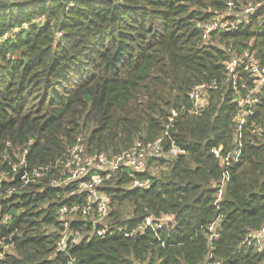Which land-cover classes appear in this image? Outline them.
I'll return each instance as SVG.
<instances>
[{
  "label": "trees",
  "instance_id": "obj_1",
  "mask_svg": "<svg viewBox=\"0 0 264 264\" xmlns=\"http://www.w3.org/2000/svg\"><path fill=\"white\" fill-rule=\"evenodd\" d=\"M227 1L0 0V240L12 241L15 252L0 264H65L67 255L55 251L57 210L83 200L45 183L7 196L17 184L16 152L28 169L54 162L77 137L90 154H117L135 140L160 136L171 110L189 105L193 85L223 79L231 54L248 49L264 64V28L213 33L223 48L209 44L211 38L200 41L196 22ZM236 109L229 91L210 93L203 110L180 112L168 129L180 152L167 175L137 173L148 180L144 188L130 187L126 171L104 182L111 205H132L126 218L113 209L108 225L131 231L150 217L164 224L158 229L163 245L149 229L100 238L86 224L87 234L66 244L76 264H203L206 226L217 217L210 260L257 264L264 251L245 246L244 237L264 221V88L242 130L238 161L227 168L221 204H213L225 166L212 149L220 147L224 155L232 145ZM252 125L261 127L260 134L251 132ZM6 214L11 221L4 225Z\"/></svg>",
  "mask_w": 264,
  "mask_h": 264
},
{
  "label": "built area",
  "instance_id": "obj_2",
  "mask_svg": "<svg viewBox=\"0 0 264 264\" xmlns=\"http://www.w3.org/2000/svg\"><path fill=\"white\" fill-rule=\"evenodd\" d=\"M251 25L264 28V0H228L224 8L210 15L205 20L196 22L199 29L200 41H208L213 33L229 32L239 26ZM264 88V64L256 57L254 51L248 49L241 53L231 54L230 59L224 63V76L218 82L215 79L193 85L188 92L189 105H180L179 109L171 110L165 131L152 141L135 140L131 146L121 152L110 155L106 152L90 154L80 137H77L75 145L63 153L54 162L32 167L28 169L25 165L23 155L21 159L12 164V173L15 175L17 184L7 188L5 194L28 187L30 184L45 183L49 188L66 189L67 195H82L83 200L72 206L63 205L57 210V221L59 222V238L55 243V251L67 255L65 264H76L75 258L66 252V244H76L84 234L86 224L91 227L88 232L103 238L112 234H121L126 238L132 237L137 232L149 229L154 238L161 245L158 229L163 227L162 222H154L146 217L142 224L131 231H124L120 227H110L104 224V220L110 214V198L101 189L104 182L117 173L126 171L131 178L130 187L144 188L148 180L137 178L136 174L144 172L149 161L162 157L165 154H176L180 152L168 135V129L172 127L174 118L180 112L193 115L203 110L210 93L223 89L229 91L231 101L236 104V113L232 118L234 140L232 145L221 153V148L212 149L213 155L225 166L219 180L215 183L216 193L214 206L218 209L229 180L227 168L238 161L241 152L242 130L246 119L251 116L260 102V94ZM251 132L260 134L261 127L252 125ZM169 141L170 149L165 151V143ZM26 150L22 154H25ZM22 169V175L17 173ZM219 217L215 218L206 226V241L209 250L207 260L203 264H222L219 259H211V251L214 241L218 239L217 226ZM11 221L10 215L2 217L1 223L6 225ZM72 222L84 223L78 228H71ZM245 246H257L258 250L264 251V221L254 230H249L244 237ZM10 247L14 250L12 241L5 243L0 240V258H6L4 249ZM257 264H264V256Z\"/></svg>",
  "mask_w": 264,
  "mask_h": 264
},
{
  "label": "rangeland",
  "instance_id": "obj_3",
  "mask_svg": "<svg viewBox=\"0 0 264 264\" xmlns=\"http://www.w3.org/2000/svg\"><path fill=\"white\" fill-rule=\"evenodd\" d=\"M209 44H213V45L218 46V47L221 46L223 48V46L221 44H219V42H218V36L211 38ZM224 50L226 51V53L228 55L231 53V51H229L226 47H224ZM80 138L82 139V137H80ZM15 155L17 156V158H19V160L21 159V156L17 152L15 153ZM174 159L175 158H174L173 153L166 154L163 158H160V159H153L149 162V166H148L146 172H148V174H150L151 176H154L157 178L163 177L164 175H167V173L169 171V163L172 162ZM161 160H164L165 162H162ZM0 179L1 180L5 179V176L1 173H0ZM113 209L117 210L118 215L121 218H126L131 214L132 205L128 202H124L120 205H115V204L111 205L110 204V214L113 211ZM110 214L104 220L105 225L110 224V222L112 221V217L110 216ZM4 252H5V254H8V255H14L15 254L14 250L10 247L5 248Z\"/></svg>",
  "mask_w": 264,
  "mask_h": 264
},
{
  "label": "water",
  "instance_id": "obj_4",
  "mask_svg": "<svg viewBox=\"0 0 264 264\" xmlns=\"http://www.w3.org/2000/svg\"><path fill=\"white\" fill-rule=\"evenodd\" d=\"M22 175V169L19 170V172L17 173V177H20Z\"/></svg>",
  "mask_w": 264,
  "mask_h": 264
}]
</instances>
